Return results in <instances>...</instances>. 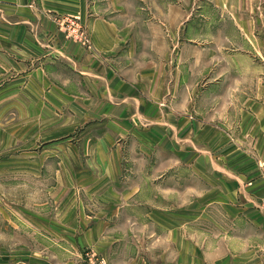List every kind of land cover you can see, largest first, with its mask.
Returning a JSON list of instances; mask_svg holds the SVG:
<instances>
[{"label": "crops", "instance_id": "0c3cea01", "mask_svg": "<svg viewBox=\"0 0 264 264\" xmlns=\"http://www.w3.org/2000/svg\"><path fill=\"white\" fill-rule=\"evenodd\" d=\"M244 2L252 0H178L177 6L172 0H0V75L18 78L12 86L17 93L27 86L36 100L71 110L77 124L67 117L61 127L94 122L99 151L118 142L143 143L140 133L153 137V127L161 135L157 143L169 146V136L177 135L179 144L168 153L194 163V174L211 181L203 194L193 188L194 195L208 196L210 208L227 199L230 229L208 237L187 232L194 242L181 239L179 264H264V99L240 97L264 96V87L232 86L235 73L249 76L257 66L251 56L258 57L264 40L252 31L264 9L257 5L254 17H245ZM68 15L83 19L88 46L68 40L59 28L55 18ZM158 45L162 56L154 60ZM167 81L182 96L202 91L239 97L225 104L232 114L223 122L167 125L155 122L157 97L171 94ZM137 185L130 183L128 199L139 193Z\"/></svg>", "mask_w": 264, "mask_h": 264}, {"label": "rangeland", "instance_id": "374dc122", "mask_svg": "<svg viewBox=\"0 0 264 264\" xmlns=\"http://www.w3.org/2000/svg\"><path fill=\"white\" fill-rule=\"evenodd\" d=\"M172 2L177 6L178 0ZM257 5L264 9V0L244 2L240 12L252 18ZM72 17L58 16L55 21L68 40L83 44L68 36L70 21L77 23ZM79 20L83 45L88 46L87 28ZM259 24L252 33L261 41L264 18ZM155 47L154 60L162 56L161 45ZM257 50L258 57L251 56L256 68L249 76L235 73L233 87H264V44ZM167 82L171 94L157 97L160 117L155 120L167 125L180 119L208 126L223 122L227 113L232 114L225 104L239 97L202 91L182 96L181 89L172 87L173 81ZM14 83L18 78L0 75V264H179L181 239L194 242L185 238L187 232L208 237L230 229L227 199L222 198L218 207H206L208 196L200 199L193 188L203 194L211 181L194 174V163L168 153L178 146L177 135L169 136V147L156 142L161 135L153 127V137L151 132L140 133L146 142H118L99 151L96 139L101 132L94 122L71 127L77 124L71 110H58L43 96L42 102L36 100L27 86L17 93ZM67 117L73 120L71 126L61 127ZM205 145L203 149L219 154ZM208 163L200 160L202 166ZM131 182H137L140 191H132L135 195L128 199ZM199 215L193 222L192 217ZM184 217L191 221L185 223Z\"/></svg>", "mask_w": 264, "mask_h": 264}, {"label": "built area", "instance_id": "2783aa9c", "mask_svg": "<svg viewBox=\"0 0 264 264\" xmlns=\"http://www.w3.org/2000/svg\"><path fill=\"white\" fill-rule=\"evenodd\" d=\"M74 18L75 20H77V23H75L74 21H70L71 22V25L69 26L68 29H70V32H68V36L76 41H80L82 42L83 44L85 43L86 39H84V36H83V32L81 31L82 27L80 25L81 22H79V18L77 17H72Z\"/></svg>", "mask_w": 264, "mask_h": 264}]
</instances>
